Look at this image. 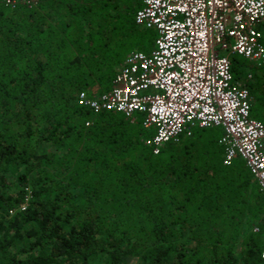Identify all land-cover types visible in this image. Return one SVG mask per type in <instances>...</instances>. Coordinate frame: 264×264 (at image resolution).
<instances>
[{
    "label": "trees",
    "instance_id": "1",
    "mask_svg": "<svg viewBox=\"0 0 264 264\" xmlns=\"http://www.w3.org/2000/svg\"><path fill=\"white\" fill-rule=\"evenodd\" d=\"M126 1L0 0V264H264V190L217 131L154 154L142 115L78 103L129 54ZM230 64L264 121V64Z\"/></svg>",
    "mask_w": 264,
    "mask_h": 264
},
{
    "label": "built area",
    "instance_id": "2",
    "mask_svg": "<svg viewBox=\"0 0 264 264\" xmlns=\"http://www.w3.org/2000/svg\"><path fill=\"white\" fill-rule=\"evenodd\" d=\"M134 22L156 32L151 52L131 51L110 90L80 92L78 102L142 115L154 154L192 127H220L223 163L239 157L264 190V121L251 117L249 89L230 70L233 54L264 64V0H141Z\"/></svg>",
    "mask_w": 264,
    "mask_h": 264
},
{
    "label": "rangeland",
    "instance_id": "3",
    "mask_svg": "<svg viewBox=\"0 0 264 264\" xmlns=\"http://www.w3.org/2000/svg\"><path fill=\"white\" fill-rule=\"evenodd\" d=\"M125 4H128L129 8L132 7L134 10H136V7L138 6V0H128V2ZM127 26H129L127 37L131 39L130 44H128V52H131L132 50H138L144 53L151 52L150 50L152 49V43L157 36L156 32L152 29L140 28L134 24L133 21L129 22ZM206 130H215L218 133H221V128L219 127L208 128ZM130 264H141V260L133 258Z\"/></svg>",
    "mask_w": 264,
    "mask_h": 264
},
{
    "label": "clouds",
    "instance_id": "4",
    "mask_svg": "<svg viewBox=\"0 0 264 264\" xmlns=\"http://www.w3.org/2000/svg\"><path fill=\"white\" fill-rule=\"evenodd\" d=\"M135 23V22H134ZM138 26V25H137ZM140 27V26H139ZM143 28V27H142ZM146 29H148V28H146ZM153 30V29H152ZM157 37V36H156ZM156 39V38H155ZM155 39H154V42H155ZM154 42H153V46H154ZM152 49H153V47H152ZM151 49V50H152ZM133 51V50H132ZM130 53V52H129ZM150 53V52H149ZM149 53H147V54H149ZM128 55V54H127ZM127 55H126V57H127ZM126 57H125V59H126ZM125 59H124V61H125ZM123 61V62H124ZM120 68V67H119ZM119 70V69H118ZM117 74V73H116ZM249 77H250V75H248ZM233 81H234V79H233ZM234 82H236V81H234ZM236 83H240V84H242L241 83V80H240V82H236ZM111 84H112V82H111ZM243 85V84H242ZM81 92H84V91H81ZM80 93V92H79ZM78 93V94H79ZM84 93H86V92H84ZM87 95V94H86ZM88 96V95H87ZM88 97H90V96H88ZM92 97V96H91ZM77 100H78V98H77ZM79 103V102H78ZM87 107V106H86ZM91 109V108H90ZM92 110V109H91ZM121 113V112H120ZM214 127H217V126H214ZM200 128V127H199ZM209 128H213V127H209ZM220 128V127H219ZM181 135H183V134H181ZM220 136H221V134H220ZM220 136H219V138H218V143H219V139H220ZM220 145V144H219ZM221 146V145H220ZM222 147V146H221ZM222 149H223V147H222ZM222 162H223V153H222ZM224 164V163H223ZM225 165H228V164H225ZM252 175V174H251ZM255 179V178H254ZM256 180V179H255ZM255 227V226H254ZM253 227V228H254ZM253 231H254V229H253Z\"/></svg>",
    "mask_w": 264,
    "mask_h": 264
},
{
    "label": "crops",
    "instance_id": "5",
    "mask_svg": "<svg viewBox=\"0 0 264 264\" xmlns=\"http://www.w3.org/2000/svg\"><path fill=\"white\" fill-rule=\"evenodd\" d=\"M153 44V43H152ZM152 47H153V45H152ZM151 51V50H150ZM220 134L221 133H219V135H217V142H218V138H219V136H220ZM143 143H144V141H143ZM145 144V143H144ZM219 144V143H218ZM147 146V145H146ZM224 165V164H223ZM228 166V165H227ZM246 170H247V172H249V170L246 168ZM249 174L251 175V173L249 172ZM251 177L253 178V180L255 181V179H254V177L251 175Z\"/></svg>",
    "mask_w": 264,
    "mask_h": 264
}]
</instances>
